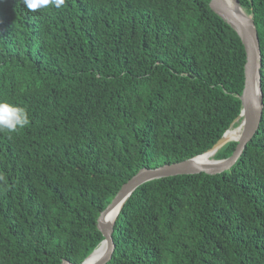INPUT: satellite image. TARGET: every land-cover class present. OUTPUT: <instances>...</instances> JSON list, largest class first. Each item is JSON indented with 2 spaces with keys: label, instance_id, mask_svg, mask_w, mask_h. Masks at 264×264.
I'll use <instances>...</instances> for the list:
<instances>
[{
  "label": "trees",
  "instance_id": "obj_1",
  "mask_svg": "<svg viewBox=\"0 0 264 264\" xmlns=\"http://www.w3.org/2000/svg\"><path fill=\"white\" fill-rule=\"evenodd\" d=\"M209 1L65 0L30 11L0 0V100L30 120L0 131V264L81 263L125 182L206 152L230 128L245 51ZM238 2L261 53L255 134L228 171L138 187L106 264H264V0Z\"/></svg>",
  "mask_w": 264,
  "mask_h": 264
},
{
  "label": "water",
  "instance_id": "obj_2",
  "mask_svg": "<svg viewBox=\"0 0 264 264\" xmlns=\"http://www.w3.org/2000/svg\"><path fill=\"white\" fill-rule=\"evenodd\" d=\"M232 1L242 9L238 0ZM209 7L236 32L244 47V85L241 94L238 96L241 105L238 117L232 122L230 128L223 133L222 137L214 144V146L206 152L181 162L166 164L153 169H140L127 182H125L120 187L111 203L99 214L97 218V228L103 236L102 241L79 264H106L110 260L114 250L112 232L116 217L125 201L138 187L146 182L167 177L193 175L199 173L216 175L228 171L236 163L246 144L255 134L261 120L263 101L259 72L261 66V53L252 15L247 14L243 9L242 10L247 15H239L233 10V8H231L226 0H210ZM255 86L257 88V92H255ZM257 103L260 105L259 109L256 107ZM235 123H239L236 128H240V133L236 139L231 140L236 143V146L229 157L219 160L213 159L212 157L210 161L204 163L195 161L202 157L207 158L211 155L214 156L224 144L231 142L224 141L223 137ZM116 204H118V211L113 221L110 224H107L106 214ZM102 247H104L103 252L100 251ZM99 252L101 253L98 254ZM61 264L72 263L64 260Z\"/></svg>",
  "mask_w": 264,
  "mask_h": 264
},
{
  "label": "clouds",
  "instance_id": "obj_3",
  "mask_svg": "<svg viewBox=\"0 0 264 264\" xmlns=\"http://www.w3.org/2000/svg\"><path fill=\"white\" fill-rule=\"evenodd\" d=\"M22 2L30 11H36L50 5L59 9L65 5V0H22ZM256 107L259 109V103ZM29 123L28 112L25 108L6 100H0V131L15 133Z\"/></svg>",
  "mask_w": 264,
  "mask_h": 264
},
{
  "label": "bare ground",
  "instance_id": "obj_4",
  "mask_svg": "<svg viewBox=\"0 0 264 264\" xmlns=\"http://www.w3.org/2000/svg\"><path fill=\"white\" fill-rule=\"evenodd\" d=\"M226 2L231 6V8H233V10L236 12V13H238L239 15H242V16H245V15H247L240 7H238L232 0H226ZM255 92H257V88H256V86H255ZM239 133H240V128L238 127V128H236V127H234V128H231L225 135H224V137H223V140L224 141H231V140H234V139H236L237 137H238V135H239ZM212 155L211 156H208L207 158H204V157H202V158H199V159H197V160H195L196 162H202V163H204V162H207V161H210L211 159H212ZM117 211H118V204H116L112 209H110L109 211H108V213L106 214V223L107 224H110L112 221H113V219H114V217H115V215H116V213H117ZM103 250H104V247H102L101 248V252H103ZM101 252H99L98 254H100Z\"/></svg>",
  "mask_w": 264,
  "mask_h": 264
},
{
  "label": "rangeland",
  "instance_id": "obj_5",
  "mask_svg": "<svg viewBox=\"0 0 264 264\" xmlns=\"http://www.w3.org/2000/svg\"><path fill=\"white\" fill-rule=\"evenodd\" d=\"M239 124V123H238ZM238 126V125H237ZM233 128V127H232Z\"/></svg>",
  "mask_w": 264,
  "mask_h": 264
}]
</instances>
